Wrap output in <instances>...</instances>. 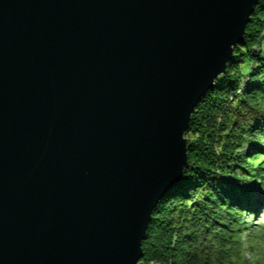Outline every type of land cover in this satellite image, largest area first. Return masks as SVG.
<instances>
[{
  "label": "water",
  "instance_id": "1",
  "mask_svg": "<svg viewBox=\"0 0 264 264\" xmlns=\"http://www.w3.org/2000/svg\"><path fill=\"white\" fill-rule=\"evenodd\" d=\"M258 2L0 0V264H139Z\"/></svg>",
  "mask_w": 264,
  "mask_h": 264
},
{
  "label": "trees",
  "instance_id": "2",
  "mask_svg": "<svg viewBox=\"0 0 264 264\" xmlns=\"http://www.w3.org/2000/svg\"><path fill=\"white\" fill-rule=\"evenodd\" d=\"M185 133L193 137L182 181L154 208L139 264H264L261 209L244 184L264 187V0Z\"/></svg>",
  "mask_w": 264,
  "mask_h": 264
},
{
  "label": "rangeland",
  "instance_id": "3",
  "mask_svg": "<svg viewBox=\"0 0 264 264\" xmlns=\"http://www.w3.org/2000/svg\"><path fill=\"white\" fill-rule=\"evenodd\" d=\"M252 65L254 66V64L252 63ZM246 80V77H244V81ZM193 133H189V134H187V133H185V138H192L193 137V135H192ZM195 137H197V136H195ZM187 140V139H186ZM242 149H251V150H253V151H257L258 150V148L257 147H255L254 145H252L250 142H246L245 144H243V148ZM244 184H246L248 187H250L251 188V190H252V197L254 198L253 200L255 201V203L258 205V207L261 209L260 210V222L264 225V187H262V185L261 184H258V183H256V182H253V181H249V182H246V183H244ZM252 218V217H251ZM254 219H257V217H255ZM255 221V220H254ZM261 236H263V233H262V235ZM258 238V237H257ZM257 238L255 237V238H253L251 241L253 242L254 240H256L257 241ZM246 240H248L247 239V237H246V239H245V242L246 243H248ZM245 243V244H246ZM259 243V242H258ZM257 243V244H258ZM247 245V244H246ZM244 250H246V249H244ZM245 253H244V255H246L247 257H250V258H256L257 257V255H258V253L255 251V253H252L251 251H249V250H246V251H244ZM256 261V260H255ZM150 264H160L158 261H150ZM165 264H171V262H166ZM261 264H263V263H261Z\"/></svg>",
  "mask_w": 264,
  "mask_h": 264
}]
</instances>
